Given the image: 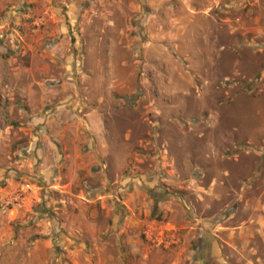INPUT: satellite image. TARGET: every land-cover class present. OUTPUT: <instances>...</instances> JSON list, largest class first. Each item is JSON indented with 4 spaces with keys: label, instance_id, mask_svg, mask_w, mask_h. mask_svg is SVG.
Listing matches in <instances>:
<instances>
[{
    "label": "rangeland",
    "instance_id": "1",
    "mask_svg": "<svg viewBox=\"0 0 264 264\" xmlns=\"http://www.w3.org/2000/svg\"><path fill=\"white\" fill-rule=\"evenodd\" d=\"M201 233L264 264V0H0V264H194Z\"/></svg>",
    "mask_w": 264,
    "mask_h": 264
},
{
    "label": "crops",
    "instance_id": "2",
    "mask_svg": "<svg viewBox=\"0 0 264 264\" xmlns=\"http://www.w3.org/2000/svg\"><path fill=\"white\" fill-rule=\"evenodd\" d=\"M195 244L197 247L195 248L194 252L192 250L188 251L189 256L191 260H194V264H206L208 261V258H204V256L208 254L209 250L211 249L212 251L216 249V244L213 241L212 238H210L207 234L201 233L196 239H195ZM197 253V255H196ZM197 256V257H196ZM201 257V258H200ZM214 256L211 257V260L215 263L218 264L217 258H213ZM196 258H199V261L197 262ZM207 260V261H206Z\"/></svg>",
    "mask_w": 264,
    "mask_h": 264
},
{
    "label": "built area",
    "instance_id": "3",
    "mask_svg": "<svg viewBox=\"0 0 264 264\" xmlns=\"http://www.w3.org/2000/svg\"><path fill=\"white\" fill-rule=\"evenodd\" d=\"M158 246V245H157Z\"/></svg>",
    "mask_w": 264,
    "mask_h": 264
}]
</instances>
